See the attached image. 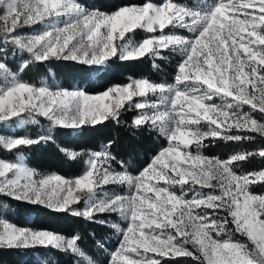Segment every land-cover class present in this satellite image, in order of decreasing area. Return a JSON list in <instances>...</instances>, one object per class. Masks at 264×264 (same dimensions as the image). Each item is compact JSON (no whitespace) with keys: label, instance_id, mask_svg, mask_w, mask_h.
<instances>
[{"label":"snow or ice","instance_id":"6c2138e0","mask_svg":"<svg viewBox=\"0 0 264 264\" xmlns=\"http://www.w3.org/2000/svg\"><path fill=\"white\" fill-rule=\"evenodd\" d=\"M0 22V44H11L14 52H27L35 61L56 58L98 66L115 56L121 60L149 54L162 58V51L169 47L179 50L183 57L175 84L136 79L93 96L62 87L52 90L47 84L37 86L19 79L7 66V47L0 48V76L5 80L0 86V122L27 113L30 118L41 116L53 126L72 129L107 120L119 123L125 101L158 93V104L146 99L134 102L135 109L141 111L132 125L139 128L150 123L169 141L135 176L102 167L115 160L107 150L93 153L91 167L74 179L59 175L36 179L35 171L22 163L0 159V193L90 221L97 214L119 213L127 227L112 225L122 239L111 254V264H161L148 253L191 257L200 264H264V194H254L249 187L264 182V170L237 175L232 167L250 156L264 158V147L257 152L237 153L226 161L188 150L193 144L201 146L208 137L255 139L230 134L232 129L264 137V122L242 111L248 105L264 114V0H217L211 6L164 0L160 5L145 2L122 6L110 14L89 10L76 0H0ZM36 24L44 26L41 31L17 33L18 28ZM168 25L186 28L193 35H165ZM138 28L148 33L158 28L160 35L138 44L119 42ZM26 67L24 62L19 71ZM214 97L222 103H209ZM147 109L153 110L151 115ZM202 120L207 122V130L199 127ZM40 139H51V135ZM36 142L26 137L0 139L5 150ZM110 183L127 184L131 191L126 196H98L97 189ZM177 185L179 194L172 190ZM205 188L213 191H200ZM189 192L190 199L186 198ZM76 193H86L83 209L72 207L81 199ZM219 213L226 215L220 217ZM229 225H234L252 247L231 237L222 241L214 238L213 233L219 237ZM0 226V247L51 245L84 255L77 245L78 237L65 239L49 231L17 227L3 219ZM89 264L95 262L89 260Z\"/></svg>","mask_w":264,"mask_h":264},{"label":"trees","instance_id":"16d2710c","mask_svg":"<svg viewBox=\"0 0 264 264\" xmlns=\"http://www.w3.org/2000/svg\"><path fill=\"white\" fill-rule=\"evenodd\" d=\"M145 1L160 2L162 0H76L81 5L103 12L113 11L121 5ZM173 1L191 3L194 0ZM175 27L168 25L164 31ZM159 31L157 28L156 32L148 33L138 28L127 33L126 37L136 40L144 36L151 37ZM3 47L8 49L7 66L12 72L18 74L19 79L34 85L44 79L48 82H56L60 86L80 87L90 92L112 88L113 84H128L138 77L153 81H171L179 61L178 52L171 47L162 51V58H154L149 54L138 59L121 60L115 56L98 66L56 58L35 61L27 52L21 53L19 50L14 52L11 44H0V48ZM24 62H27V67L20 72L19 69ZM140 98L134 97L133 101L124 102V107L120 110L119 123L115 120H107L95 126L88 124L72 129L53 126L41 116L30 118L27 113H22L21 117H14L10 121L0 122L1 132L14 135L25 134L28 138L38 141L12 150H5L0 144V158L15 160L21 155L23 162L35 171L37 177L54 171L67 179H74L86 168L87 158L92 152L99 153L107 150L115 157V160H110L104 165L114 169H125L131 173L137 172L167 141L158 127H153L150 123L139 128L132 125L133 118L141 111L135 109L133 104ZM243 109L256 119L264 120V114L252 110L250 106L244 105ZM48 134L51 135V139H40ZM230 134L253 136L255 139L225 141L221 138L208 137L202 141L201 146L193 144L189 147L192 150H199L202 154L219 158H228L237 153L257 152L264 147V137L257 133L237 132L236 129H232ZM121 161L124 162L123 165ZM232 167L236 173L252 172L264 167V158L258 155L250 156L244 161L234 162ZM249 187L253 193H264V182H257ZM76 194L80 195L81 199L75 207L81 209L86 193ZM0 214L17 225L34 229L46 228L59 233L65 239L78 237L79 249L99 264L106 262L108 248L115 242L116 229L112 225H114L113 221L118 219L116 213L97 214L94 220L90 221L83 216L57 212L43 205L19 201L0 193ZM219 215L223 217L226 214L219 213ZM100 220H104L105 223H99ZM221 236L231 237L251 246L246 237L235 231L234 225H229ZM189 248L192 250L191 245ZM77 255L70 250L58 249L51 245L36 244L20 249L0 247V262L5 264H73ZM155 259H159L161 264H200L199 261L184 256H156Z\"/></svg>","mask_w":264,"mask_h":264},{"label":"rangeland","instance_id":"374dc122","mask_svg":"<svg viewBox=\"0 0 264 264\" xmlns=\"http://www.w3.org/2000/svg\"><path fill=\"white\" fill-rule=\"evenodd\" d=\"M145 2H148V1H145ZM145 2H143V3H145ZM163 2H164V0H162V1H160V2H151V3H154V4H156V5H160V4L163 3ZM173 2H174V3H177V4H181V5H187V6H192V5L211 6L212 4H214L215 2H217V0H194V1L191 2V3H190V2H181V1H173ZM143 3H131V4L121 5V6L117 7L116 9H114L113 11L106 12V13H109V14H110V13L114 12L115 10H118V9H119L120 7H122V6H131V5L141 6ZM89 10H94V9L89 8ZM0 23H2V22H0ZM43 27H44V26L41 25V24H36V25H33V26H25V27H23V28H18V29H17V33H18V34H32L33 32L41 31ZM164 34H165V35H180V36L185 37V38H191L192 35H193V34H192L191 32H189L186 28H180V27H178V26H176V27L173 28L172 30L164 31ZM159 35H160V31H159L158 33H156L155 35H153V36H159ZM145 38H149V36H144V37H141V38L136 39V40L126 39V40H124V41H120V43H135V44H138V43L142 42V40L145 39ZM176 51H177L178 54H179V61H178V64H179V63L181 62V60L183 59V57H182V55L180 54L179 50H176ZM178 64H177V66H178ZM176 73H177V70H176V72H175V74H174L173 79H172L171 81H168V82H164V81H163V82H162V81H153V80H149V79H148V80H149L150 82H152V83H157V84H160V83H164V84H175V76H176ZM136 79H146V78H144V77H138V78H136ZM136 79H135V80H136ZM4 83H5L4 77L0 76V86H2ZM41 84H47V85L50 87V89H52V90H56L57 88H61V87H62V88H64V89H68V90H80V91H84V92H86L87 94H89V95H93V96H95V95H99V94L103 93L104 91H106V90L108 89V88H105V89L100 90V91L90 92V91H85V90H83V89L80 88V87H64V86H60V85H58L56 82H53V83H52V82H48V81H46V80H44V79H42V80L40 81V83L37 84V86H39V85H41ZM124 85H127V83H123V84H113L112 87H115V86H124ZM113 95H114V94H113ZM145 99H146L149 103H157V104H158V103H159V94L157 93V94L153 95V94L149 93V95H148L146 98H140V99L137 100V102H142V101H144ZM228 99H231V98H228ZM209 103L220 104V103H222V101H221V99H220L219 97H214L212 101H209ZM162 110H163V107H161V111H162ZM147 111H148V113L151 115L153 110H152V109H147ZM242 111H243V112H247V113H249L247 110H245V109H243V108H242ZM253 118H255V117H253ZM255 119H256V118H255ZM257 120L260 121V122H264V120H259V119H257ZM199 127H200L202 130H207V122L202 120V121H201V124L199 125ZM158 129L160 130L159 127H158ZM160 132H162V131L160 130ZM162 133L165 135L164 132H162ZM165 136H166V139H167V135H165ZM18 137H26V138H28V136H26L25 134H22V135H14V134H11V133H4V132H1V131H0V139H4V140H6V139H9V138H18ZM173 143H175V141H173ZM168 144H169V141H168V139H167L166 143H165L164 145L160 146V147H159V148H158V149H157V150L151 155V157L149 158L148 162H147L144 166H142L137 172L131 173V172L125 170V169H114V168H112V167H110V168L113 169V170H116V171H127L128 174L133 175V176L138 175L139 172L143 170V168L147 167V165L151 163L153 157L156 156V155H157V154H158L163 148H166V147L168 146ZM188 150L191 151L193 154H195V153L197 152V150H192L190 147H189ZM93 153H97V151L92 152V154H93ZM92 154H91L90 156H88V158H87V166H86V168H85L80 174L76 175L75 178H77V177L83 175V174H84V173H85V172L91 167L89 161L93 158V157H92ZM200 154H202V153H200ZM202 155H203V156H206V157H208V158H218V159L225 160V161L228 160V159L230 158V157H228V158H219V157H216V156H208V155H205V154H202ZM0 159H3L5 162H11V161L8 160V159H7V160L4 159V158H0ZM13 162L22 163L24 167L29 168V167L23 162V157H22L21 155H19L15 160H13ZM102 167H109V166L103 165ZM29 169H30V168H29ZM260 170H264V167H263V168H260L259 170H255V171H260ZM255 171H252V172H255ZM246 173H249V172H246ZM246 173H236V174H237V175H241V174H246ZM170 174H171V173H170ZM9 175H11V174H9ZM48 175H59V176L65 178V179H67L65 176H63V175H61V174H59V173H56V172H54V171H51V172L46 173V174H44V175H42V176H39V177L34 176V178L38 179V178H41V177H44V176H48ZM22 182H23V181H22ZM160 185H161V186H164V185H163V182H160ZM185 188H187V187H185ZM172 190L175 191L177 194H179V192H180V187L177 185V186H176L175 188H173ZM130 191H131V190L129 189V187H128L127 184H111V183H110V184H108V185H104L102 188H98V189H97V195H98V196H103L104 194H107V195H122V196H126V195H128V194L130 193ZM200 191H202V192H204V193H208V192H210L209 189H208V190H200ZM254 194H264V193H254ZM191 196H192V193L189 192L186 198L190 199ZM86 198H87V196L85 197V199H86ZM85 199H84V203H83V205L81 206V209H83L84 206H85ZM72 207H73V208H76V207H75V204H73ZM197 211H205V210L197 209ZM116 214H117V216H118V219H116L115 221H113V223H114L115 225H119L121 228H126V227H127V222H126V221H125V220L119 215V213H116ZM0 219H3L6 223H10V224H12V225H14V226H17V227L29 228V227H26V226H21V225H17V224H15V223L9 222V221L6 220L1 214H0ZM0 229H2V226H0ZM29 229H31V230H33V231H49V232H52V233L55 234V235H60L59 233H57V232H53V231H51V230H49V229H46V228H36V229H34V228H29ZM115 229H116V228H115ZM60 236H61V235H60ZM213 236H214V238L219 239V240H221V241H222V240H225V239H228V238H225V237H222V236L216 237V236H215V233H213ZM67 239H71V237H68ZM121 239H122V236H121V234H120V233L117 231V229H116L115 242H114V244H113L111 247L108 248V258H107V260H106V262H105L104 264H111V254H112V252H114V251L119 247V244H120ZM231 239H232V238H231ZM232 240H234V241H238V240H236V239H232ZM251 247H252V245L249 246V248H251ZM83 253H84V252H83ZM129 255H130V257L133 258V259L138 258V257L135 256L134 254H129ZM147 255H148V256H152L153 258L156 257V256H155L156 254H154V253H148ZM89 260L95 262V264H99L98 262H96L95 260H93L91 257H89V256H88L87 254H85V253H84L83 256L77 255L73 264H89ZM0 264H5V263L0 262ZM117 264H123V262H122V261H117Z\"/></svg>","mask_w":264,"mask_h":264},{"label":"crops","instance_id":"0c3cea01","mask_svg":"<svg viewBox=\"0 0 264 264\" xmlns=\"http://www.w3.org/2000/svg\"><path fill=\"white\" fill-rule=\"evenodd\" d=\"M7 160V159H6ZM11 162H13V160H10ZM29 167V166H28ZM30 169H32L31 167H29Z\"/></svg>","mask_w":264,"mask_h":264}]
</instances>
